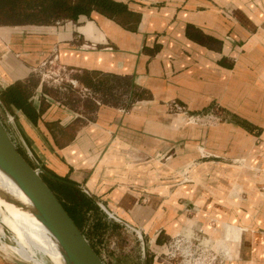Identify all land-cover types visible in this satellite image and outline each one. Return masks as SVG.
I'll return each mask as SVG.
<instances>
[{
  "label": "crops",
  "instance_id": "1",
  "mask_svg": "<svg viewBox=\"0 0 264 264\" xmlns=\"http://www.w3.org/2000/svg\"><path fill=\"white\" fill-rule=\"evenodd\" d=\"M117 1L118 13L0 24V94L25 95L1 101L15 140L50 182L140 229L143 264H172L167 241L199 231L226 250L219 264H264V0ZM53 57L76 99L37 75Z\"/></svg>",
  "mask_w": 264,
  "mask_h": 264
},
{
  "label": "water",
  "instance_id": "2",
  "mask_svg": "<svg viewBox=\"0 0 264 264\" xmlns=\"http://www.w3.org/2000/svg\"><path fill=\"white\" fill-rule=\"evenodd\" d=\"M0 101H2L1 98ZM8 113L13 118L12 114ZM36 162L38 167L34 168L25 158L17 141L0 117V168L17 182L30 200V209L34 215L57 239L64 258V264H105L102 257L45 181L42 173L47 171L37 160ZM74 186L89 193L81 186ZM0 197L18 206L25 207L21 200L10 196L1 188ZM98 203L110 217L112 216L118 222L130 226L134 231L140 233L138 228L123 222L120 218L114 216L100 201ZM146 245L147 243L144 246V255L147 251ZM14 262L16 264H29L20 259H15Z\"/></svg>",
  "mask_w": 264,
  "mask_h": 264
},
{
  "label": "rangeland",
  "instance_id": "3",
  "mask_svg": "<svg viewBox=\"0 0 264 264\" xmlns=\"http://www.w3.org/2000/svg\"><path fill=\"white\" fill-rule=\"evenodd\" d=\"M36 73L40 77H46V76H48L49 78L51 77V83H52L51 85L53 86L57 85L58 88L60 86L66 87V89L63 90V92L64 95H66L69 99H73V100L76 99V96L78 95V91L80 89H83V87L74 86V84L71 82L72 80L70 79V75L68 76L64 74L62 70L61 72H59L57 70V66L50 64L48 61L45 64L40 65V67L37 68ZM52 78L59 80L58 82H53L54 80ZM110 80L105 81V79H102L101 82H104L102 83L103 85L105 84L107 85L108 83L110 85H113L116 83L114 80L112 79ZM124 88L125 87H123V89ZM86 92L88 93L89 91L86 90ZM0 98L3 99L1 94H0ZM8 112L12 114L13 118L10 117ZM213 112L218 113L220 117L222 116V118L227 117V113L225 114L223 109H217L216 107H214ZM0 117L3 120L6 128L12 134V136L17 139L16 126H15L17 122V118L15 117L14 112L10 110L8 111L3 107L1 101H0ZM17 144L19 145L25 158L32 164L34 168L38 167L36 160L39 162V164L42 163L41 159H39L38 157L34 158L25 149V147L22 146L21 142L18 141ZM42 175L43 177L48 179L45 173H42ZM96 218H100L102 220V227L100 228V231L99 230L96 231L94 242L99 251L98 253L104 260L105 264H143V259H144L143 257L145 255L143 254L144 252L142 251V245L140 241L137 240V236L135 232H127L126 230H123L122 229V227H124L123 224L115 220L112 216L110 217L103 210L100 211L98 210L97 212H95V210L94 211L92 210L91 214L87 217L86 223L84 222V228L86 231H90V229L93 227ZM2 232L4 233L5 236L4 240L7 243L15 244L13 241V237L15 233L7 224H4ZM199 235L202 236L204 240L207 239L206 237L203 236V233H201L200 231H199ZM187 238L188 237H186L184 233H180V235H177L176 237L169 239L167 241V247L165 249V252L162 254V257L169 259L172 262V264H194L193 261L194 258H198V257H201L202 258L201 260L208 261L209 258L205 259L200 255V253H205L202 250L206 246L203 247L202 245L195 242H191L192 245L193 246L200 245L201 246L200 248L202 250L201 251L198 250L199 252H196L194 254L193 260H190L189 258L190 256L186 252L188 250V248L186 247L189 246V243L186 241ZM176 239H182L178 247H176V245L174 246V242ZM209 245L210 247H207L205 249H208L207 252H211L214 255L215 258L213 264H219L221 257H223V260H225L229 256L225 251V249L220 247H218V249H215L211 243H209ZM1 257L2 256H0V264H16L13 260L1 258ZM48 261L50 264H53L49 258Z\"/></svg>",
  "mask_w": 264,
  "mask_h": 264
},
{
  "label": "trees",
  "instance_id": "4",
  "mask_svg": "<svg viewBox=\"0 0 264 264\" xmlns=\"http://www.w3.org/2000/svg\"><path fill=\"white\" fill-rule=\"evenodd\" d=\"M94 8L118 13L125 9V6L117 0H0V24L48 23L63 17L77 19L79 15H89ZM2 96L9 107L11 102L18 106L24 105L25 95L19 86L7 89ZM44 179L99 252L93 237L97 230L100 231L102 220L96 218L90 231L85 230L84 222L86 223L90 210L97 212L101 210L100 207L80 189Z\"/></svg>",
  "mask_w": 264,
  "mask_h": 264
},
{
  "label": "bare ground",
  "instance_id": "5",
  "mask_svg": "<svg viewBox=\"0 0 264 264\" xmlns=\"http://www.w3.org/2000/svg\"><path fill=\"white\" fill-rule=\"evenodd\" d=\"M0 188L25 205L21 207L0 197V256L13 261L20 259L29 264H50L48 258L53 264H64L57 239L34 215L30 209V200L17 182L1 168ZM4 224L15 233L13 237L15 244H9L4 240L5 236L2 232ZM184 235L190 241L206 246L205 248L209 247L198 233H184ZM205 248L203 249L208 251Z\"/></svg>",
  "mask_w": 264,
  "mask_h": 264
},
{
  "label": "built area",
  "instance_id": "6",
  "mask_svg": "<svg viewBox=\"0 0 264 264\" xmlns=\"http://www.w3.org/2000/svg\"><path fill=\"white\" fill-rule=\"evenodd\" d=\"M57 61H56V59L55 58H53V59H51L50 61H49V63L50 64H53L54 66H57V70L59 69L60 70V68H59V66L57 65V63H56ZM58 70V71H59ZM60 72V71H59ZM171 107L172 108H174V109H176V110H179V111H184V109H185V106L184 105H182L181 103H177V102H174L172 105H171ZM114 214V213H113ZM114 216H116L115 214H114ZM123 224V223H122ZM124 226H125V224H123ZM140 230V229H139ZM134 231V230H133ZM135 233H136V235H137V237H138V239L140 240V243H141V245H142V249L144 250V246H145V243H146V238H145V236H144V234H143V232L140 230V233H138V232H136V231H134ZM181 241H182V239H176L175 240V242H174V246L176 245V247H178L179 245H180V243H181ZM188 243H189V246H187L186 248H188V250L186 251L187 252V254L190 256L189 258H190V260H193V258H194V254L196 253V252H199L198 250H202L200 247V245H196V246H193L192 245V243L191 242H193V241H190L188 238H187V240H186ZM193 248H195V249H193ZM202 251H204L205 253H200V255L203 257V258H205V259H208V261H205V260H201L202 258L201 257H198V258H194V264H213V261H214V255L211 253V252H207V251H205L204 249L202 250ZM206 254H208V255H206ZM190 260H188V261H190Z\"/></svg>",
  "mask_w": 264,
  "mask_h": 264
},
{
  "label": "flooded vegetation",
  "instance_id": "7",
  "mask_svg": "<svg viewBox=\"0 0 264 264\" xmlns=\"http://www.w3.org/2000/svg\"><path fill=\"white\" fill-rule=\"evenodd\" d=\"M48 180V179H47Z\"/></svg>",
  "mask_w": 264,
  "mask_h": 264
}]
</instances>
